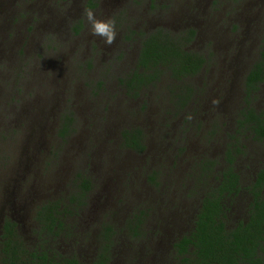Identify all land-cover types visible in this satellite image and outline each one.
<instances>
[{
    "label": "rangeland",
    "instance_id": "obj_1",
    "mask_svg": "<svg viewBox=\"0 0 264 264\" xmlns=\"http://www.w3.org/2000/svg\"><path fill=\"white\" fill-rule=\"evenodd\" d=\"M84 7L115 20L111 47L90 34ZM156 26L193 27L191 46L206 57L180 110L167 74L136 95L116 79L133 65L139 32ZM261 47L264 0H0V222L10 216L31 243L36 204L62 197L82 172L92 187L79 213L66 217L60 250L89 261L99 224L109 221L116 231L109 264H171L170 242L191 227L203 191L200 160L219 167L244 104L243 75ZM250 104L264 109V79ZM64 110L73 121L59 136ZM131 126L143 131L142 152L121 144L119 131ZM236 135L234 168L244 185L264 165V139ZM248 200L240 189L227 224L245 216ZM140 210L141 235L132 236L123 224Z\"/></svg>",
    "mask_w": 264,
    "mask_h": 264
},
{
    "label": "trees",
    "instance_id": "obj_2",
    "mask_svg": "<svg viewBox=\"0 0 264 264\" xmlns=\"http://www.w3.org/2000/svg\"><path fill=\"white\" fill-rule=\"evenodd\" d=\"M78 26L74 25L75 32ZM194 35L191 26L177 31L156 26L147 32H139L133 65L124 75L117 76V81L130 91L129 94L136 95L138 90L153 85L162 74H167L172 106L182 109L196 91L190 82L191 77L206 62L204 53L191 46ZM263 79L264 47H261L243 75L244 104L237 110L233 132L228 134L230 140L225 142L221 151L219 167H215L217 163L213 158L200 160V179H197L203 191L194 208L191 227L170 242L171 264H264V165L257 167L244 185L234 168L235 156L241 152L236 134L245 132L253 139H264V109H256L250 104ZM72 121L71 111L64 110L57 134H68ZM119 135L122 146L136 152L144 150L141 128L124 127ZM208 177L213 181L208 183ZM91 187V179L76 172L62 197L47 198L36 204L33 211L36 227L31 243L18 231L15 220L3 216L0 222V264H109L114 255L113 236L116 232L109 221L100 222L96 248L89 261L82 262L74 254L59 248L58 238L70 232L71 223L65 221L66 217L79 213L86 204ZM242 188L249 196L245 216L227 224L229 203ZM139 212L126 217L123 224L132 236L141 235L142 210Z\"/></svg>",
    "mask_w": 264,
    "mask_h": 264
},
{
    "label": "clouds",
    "instance_id": "obj_3",
    "mask_svg": "<svg viewBox=\"0 0 264 264\" xmlns=\"http://www.w3.org/2000/svg\"><path fill=\"white\" fill-rule=\"evenodd\" d=\"M83 18L91 35L100 37L106 46L111 47L117 38V28L114 19H102L90 7L83 8Z\"/></svg>",
    "mask_w": 264,
    "mask_h": 264
}]
</instances>
